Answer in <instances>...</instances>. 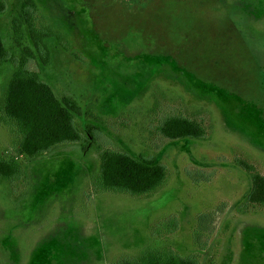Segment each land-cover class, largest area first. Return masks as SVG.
Here are the masks:
<instances>
[{
    "label": "rangeland",
    "instance_id": "obj_1",
    "mask_svg": "<svg viewBox=\"0 0 264 264\" xmlns=\"http://www.w3.org/2000/svg\"><path fill=\"white\" fill-rule=\"evenodd\" d=\"M3 1L0 35L10 57L0 66V156L15 159L23 174L0 178V264H117L167 250L195 256L199 264H264V203L247 200L253 175L264 176V0L208 6L206 18H230L249 40L240 57L231 43L221 82L185 69L174 56L136 53L141 38L129 44L134 52L102 39L91 0H34L35 24L54 36L45 40L49 64L31 62L29 68L59 99L73 98L82 109L75 119L82 138L35 156L20 150L18 126L2 111L20 52L11 20L21 17L22 0ZM130 1L143 9V18L160 2ZM102 15L110 36L117 33L113 27L119 37L136 31L119 12ZM172 111L202 124L205 135L164 137L158 126ZM88 123L98 131L83 150ZM106 150L155 157L166 168L164 182L141 196L102 187ZM202 214H211L203 229Z\"/></svg>",
    "mask_w": 264,
    "mask_h": 264
},
{
    "label": "trees",
    "instance_id": "obj_2",
    "mask_svg": "<svg viewBox=\"0 0 264 264\" xmlns=\"http://www.w3.org/2000/svg\"><path fill=\"white\" fill-rule=\"evenodd\" d=\"M91 1L94 23L97 22L95 13L100 18L96 30L102 39L121 42L129 50L131 41L136 37L137 40L141 38L145 42L141 43L137 50L139 52L136 53L148 54L155 51L174 56L180 66L203 78L210 75L215 82L226 80L228 72L225 71L224 60L229 59L230 53L227 51L231 49V43L235 40L238 48L234 53L239 57L244 54L242 48H248V37L240 27L235 29L236 24L230 18H206L208 6L213 7L220 0H186L185 5L181 2L174 3V0H160L155 12H150L145 18L142 17L145 14L143 9L136 7L130 0L123 9L116 7L121 0ZM5 7L4 1L0 0V13ZM36 9L34 0H22L19 5L21 17L14 16L11 20L13 41L20 52L13 58L16 69L8 81L2 105L5 116L18 126L21 135L19 147L27 156H35L58 144L77 142L82 138L75 120L76 116L82 114L77 101L70 97L59 99L51 86L29 68L31 62H40L44 66L49 64L50 52L45 40L54 36L51 29L35 24ZM108 10L124 15L130 27H134L136 31L125 30V35L119 37V29L113 27V31L117 33L110 36L109 27L101 23L103 11ZM24 27L27 28L31 41L27 44L24 43ZM150 42L156 45H150ZM9 57L10 51L0 35V66ZM234 76L240 79L239 74L233 73ZM97 131L98 127L95 125H85L83 150L95 142ZM158 131L169 139H197L205 135L202 124L173 111L161 119ZM99 172V184L102 187L133 196L153 192L166 177L165 166L157 163L155 157L134 158L126 152L115 150L103 152ZM22 174V168L15 159L0 156V178L17 180ZM247 200L264 203V176L260 173L253 175ZM210 218L211 214L200 215V228H207ZM117 264H199V261L195 256L182 257L167 250L148 251L139 258L123 259Z\"/></svg>",
    "mask_w": 264,
    "mask_h": 264
}]
</instances>
